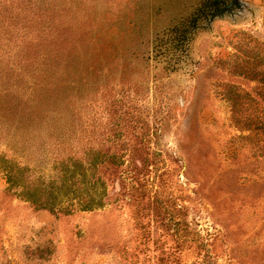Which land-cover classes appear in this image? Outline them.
<instances>
[{"label": "rangeland", "instance_id": "obj_1", "mask_svg": "<svg viewBox=\"0 0 264 264\" xmlns=\"http://www.w3.org/2000/svg\"><path fill=\"white\" fill-rule=\"evenodd\" d=\"M206 1L0 0V264H264V0Z\"/></svg>", "mask_w": 264, "mask_h": 264}, {"label": "trees", "instance_id": "obj_2", "mask_svg": "<svg viewBox=\"0 0 264 264\" xmlns=\"http://www.w3.org/2000/svg\"><path fill=\"white\" fill-rule=\"evenodd\" d=\"M208 4H210V0H207L206 2H204V4H202L200 7H199V9H198V13H204V11L209 7V11H211V9H212V5H208ZM214 8L215 9H218L219 8V6L217 5V6H214ZM219 9H221V8H219ZM185 24L183 23V24H179L175 29H174V31H177V30H179V29H181L182 28V26H184ZM192 25H196V19H194V18H191V26Z\"/></svg>", "mask_w": 264, "mask_h": 264}, {"label": "water", "instance_id": "obj_3", "mask_svg": "<svg viewBox=\"0 0 264 264\" xmlns=\"http://www.w3.org/2000/svg\"><path fill=\"white\" fill-rule=\"evenodd\" d=\"M234 2H237V0H234ZM231 7H232V3L229 4V5H227V6H225V7L222 8V9L216 11V12L212 15L211 20L215 19L216 17H222V16H224L226 13L231 12Z\"/></svg>", "mask_w": 264, "mask_h": 264}]
</instances>
